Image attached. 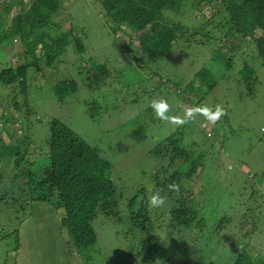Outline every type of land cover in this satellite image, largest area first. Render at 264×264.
<instances>
[{
  "label": "rangeland",
  "instance_id": "rangeland-1",
  "mask_svg": "<svg viewBox=\"0 0 264 264\" xmlns=\"http://www.w3.org/2000/svg\"><path fill=\"white\" fill-rule=\"evenodd\" d=\"M25 1L30 2V0ZM100 1L60 0L62 8L56 17V22L60 24L58 31L72 29L73 35L79 37L86 48V53L82 54L85 61L101 57V60H105L109 67L116 68V71L126 67L131 74L138 71L142 74L141 78L150 79L149 72H155L157 77H152L153 83L161 77L162 90L167 89L166 92L170 93L168 98H165L171 106L170 116L183 117L187 107L197 105L212 108L221 105L226 115L215 124L209 123L203 116L198 115L194 120L183 125H176L170 121L159 120L154 114L152 118L154 123L151 124L149 120L147 122V126L151 129H148L146 134L152 139H146L138 149H135L136 152H132L130 151L132 141L125 136L123 129H127L129 117L132 118V112L137 108L132 105L126 108L131 104L129 100L135 98L137 84H134L135 89L124 88V86L121 88V83L112 79L118 78L113 73L112 78L109 77L111 86H106L105 89H108L106 91L91 94L88 88L83 87L62 105L49 98L52 84L61 77V73L55 72L54 68L66 67L71 76L77 72L71 65L72 54L69 48H67L66 56L57 58L54 68L45 70L44 61L40 64L44 69L43 74L47 84L42 86L37 80V78L41 79L40 73L37 75L31 68L32 74L29 75L31 88L28 89V95L25 98L27 106L23 107L24 99L18 85L2 86L1 92L8 99L6 103L16 104L21 107L22 112L27 108L33 111L35 121L30 127V134L35 145H40L37 142L39 141L37 132L44 133V126L51 119H59L74 132L81 134L80 136L87 143L100 147L102 158L111 166L109 179L118 193H122V198L119 197L120 210L115 211L110 217L99 215L93 222L97 236V244L93 249L97 250L98 254L93 257L91 255L90 259L84 258L83 254H75L70 247H64L66 231L60 228L59 224V219L63 216L61 209H54L48 202L24 205L26 206L24 214L22 211H13L11 216L12 224L24 218L20 227H17V233L5 236L4 231L1 230L6 224L2 225V221L0 222V264H231L234 249L243 248L254 230L256 238L259 237L258 240H261L263 248L260 249L264 253V66L257 59L255 52L252 53L253 59L250 58L251 45L249 42L245 43L246 49L236 54L232 62L231 73L226 74L224 80L222 77L218 86L204 95L200 103L196 102L194 95H189V103H181V96L185 94V91L189 94V89L183 86L178 93L170 81L175 78L183 80L182 76L185 72L179 75L174 69L175 63L183 64L182 54L173 51L165 61L156 60L152 65L139 58L138 63H132L130 54L125 52L124 48L129 39L126 30L123 29L117 33V36L109 33L102 18L98 17ZM198 1L193 0V6ZM167 15L165 18L171 20L172 24L178 22L186 28L198 30L190 48L187 49L188 53L193 51L198 54L193 62L197 65L190 68L189 74L193 75L200 64L216 69L217 67L209 59V50L222 47L223 44L228 45L223 38L226 28H221L224 25L225 14H219L212 21L206 22L202 14L197 15L195 7L192 8L190 2H181L177 14L168 13ZM200 25H203V28L200 29ZM51 34L56 35L53 31ZM204 34L211 38L209 48L196 44L202 40ZM221 40L224 42L219 43ZM3 53L4 56H0V67H5L3 65L6 64L7 59L14 54H19L20 63L24 58L17 41L6 46ZM244 58L254 70L256 77L255 84L249 91L244 84L238 85L231 77L236 76V72L241 67L239 59L244 60ZM27 61L31 62L32 59L27 57ZM184 63L186 64L185 61ZM219 70L217 68L216 73ZM142 83L144 88H152L147 81ZM113 88L115 89L114 97H109ZM130 91L134 92L132 98ZM159 91H154L153 98L148 96L144 98L151 103L164 95V92L160 95ZM146 92L152 95L151 91L146 90ZM92 102L97 105L100 115H97L98 121L93 120L91 123L87 116L84 117L81 113L85 112ZM105 106H108L107 111ZM9 111L17 119L14 125L11 123L8 125L9 131L13 134L10 142L14 143L25 129L19 127V119L22 116L14 109ZM3 114L7 115L5 112ZM0 128H2L1 122ZM182 133L184 138L181 142L189 153L204 154L202 159L196 160L200 163L197 170V175L200 176L196 184H193L195 187L192 193L201 205L199 210L201 212L205 210L202 217L207 221V229L204 228L202 231L193 227L190 231L192 236L185 233L178 235V232L173 231L172 236L168 237L167 232L170 229L167 215L160 214V218L156 217L165 207L158 209L148 204L156 235V238L151 235V243H158L166 257L160 260L151 257L149 246L142 242L145 235L133 230L127 218L131 205L135 203L142 205L152 195L153 176L161 164L153 156V140ZM118 139L122 143H127L126 146L119 143ZM193 143L196 144L193 145ZM38 149L39 147L35 146L33 150L36 155H39ZM167 165L166 162L162 167L165 168ZM0 168L3 169V166L0 165ZM167 169L168 175L172 169ZM7 193L10 194V192ZM134 197L136 198L132 201ZM0 208L2 211L5 210L3 206ZM120 217L123 218L122 221ZM218 221H220L219 225ZM188 236L190 240H180L184 237L188 239ZM252 242L254 245H249L251 247L246 251L251 256L254 253L253 246L254 248L257 246L254 238ZM256 260L254 264H264L261 257Z\"/></svg>",
  "mask_w": 264,
  "mask_h": 264
},
{
  "label": "trees",
  "instance_id": "trees-1",
  "mask_svg": "<svg viewBox=\"0 0 264 264\" xmlns=\"http://www.w3.org/2000/svg\"><path fill=\"white\" fill-rule=\"evenodd\" d=\"M181 2H190V6L195 7L197 15L202 14L206 22L212 21L219 14H225L224 25L221 28H226L223 38L228 45L223 44L222 47L209 50V59L220 69L218 73H216L217 68H207L200 64L193 75L189 74L190 68L197 65L193 62L198 54L193 51L188 53L187 49L190 48L198 30L186 28L178 22L172 24L171 20L165 18L168 13L177 14ZM192 2L193 0H101L98 3L100 15L109 33L117 36V33L126 30L129 39L124 48L125 52L130 54L132 63H138L139 58L152 65L156 60L165 61L173 51L182 54L183 64L175 63L174 69L179 75L185 72L182 76L183 80L175 78L170 81L178 93L183 86L189 89V94L185 91L181 96V103H189V95H194L196 102L200 103L204 95L218 86L222 77L224 80L226 74L231 73L232 62L236 54L246 49V42L251 45L250 58L253 59L252 53L255 52L257 59L264 66V0H199L194 6ZM61 8L60 0H30L27 3L25 0H0V56H4L3 51L6 46L16 41L19 42L20 50L24 54L22 63L19 62V54H14L7 59L6 64L3 65L5 67H0L2 84L0 85V122L2 123L0 165L3 166V169L0 168V201L2 200L0 206L5 207L3 211L0 208V222L2 221V225L6 224L1 231H4L5 236L17 233V227H20L24 218L12 224V214L19 211L24 214L26 211L24 205L48 202L54 209L63 211L59 223L66 231L64 247H70L75 254H83L84 258L90 259L91 255L93 257L98 254V251L93 249L97 244L93 222L99 215L110 217L118 211L119 197L122 198V193H118L109 179L110 164L102 158L100 147L87 143L80 136L81 134L74 132L59 119H51L44 126V133L37 132L39 135L37 142L40 145H35L30 134V127L35 121L33 111L27 108L22 112L21 107L16 104L6 103L8 99L1 92L2 86L18 85L24 99L23 107L27 106L25 98L28 89L31 88L29 79V75L32 74L31 68L37 75L40 73L41 79L37 78V80L42 86L47 84L43 70L54 68L57 58L66 56L69 48L72 54L70 62L77 72L71 76L66 67L54 68L55 72L61 73V77L52 84L49 98L62 105L83 87L88 88L91 94L106 91L108 89L105 87L110 85L109 77L112 78L113 73L119 79L116 77L112 79L120 82L121 88L124 86L131 89L137 84L138 90L134 88L135 98L129 100L131 104L126 106L130 108L132 105L137 108L133 110L132 118L129 117L127 129H123L125 136L132 141L133 145L130 149L132 152H136L135 149H138L146 139H152L146 134L148 129H151L147 126L148 120L151 124L154 123V120L152 121L154 112L151 103H148V99L144 97L153 98L154 91L160 90L159 94L164 92L162 97L164 96L165 99L170 93L166 92L167 89L162 90L161 77L153 83L152 77H157L155 72H149L150 79L141 78L142 74L138 71L131 74L126 67L116 71V68L109 67L101 57L85 61L82 54L86 53V48L80 38L73 35L72 29L58 31L59 23H56L54 18ZM199 28H203V25ZM52 31L55 36L51 34ZM210 42L211 38L204 34L202 40L196 44L209 48ZM223 42L224 40L219 41V43ZM76 53L79 54V58ZM27 57L32 61L28 62ZM42 61H44V69L40 65ZM239 63L241 65L239 71L236 72V76L231 77L238 85L244 84L249 91L256 81L255 72L245 58L239 59ZM127 78L129 79L125 80ZM143 81L150 83L152 88H144ZM146 90L151 91L152 95ZM132 91L129 92L131 98L134 93ZM114 92L113 88L109 97H114ZM127 103L128 100L126 105ZM88 107L87 110L84 108L86 111L81 114L87 116L92 123L100 114L97 105L93 102ZM12 109L22 116L19 119V127L25 129L14 143L10 142L13 134L8 129L10 123L14 125L17 121L9 111ZM107 110L108 106H105V111ZM4 112L7 113L6 116ZM183 138V133L176 136L171 134L159 140L154 139L152 143L153 156L161 163L157 161L160 165L153 176L152 193L160 190L161 195L167 197L165 209L156 217L160 218V214L167 215L170 229L167 232L168 237L172 236L173 231L178 232V235L181 233L190 235L193 227L203 231L207 224L206 219L202 217L205 210L202 212L199 210L201 205L192 193L195 187L193 184H196L200 176L197 175L200 163L196 160L202 159L204 154L189 153L181 142ZM119 143L122 142L119 140ZM126 144L122 143L123 146ZM35 146L39 147V155L33 151ZM166 162L168 165L162 167ZM167 168L172 169L168 175ZM173 182L181 184L178 193L167 189V185ZM127 219L133 230L145 235L142 242L149 246L151 257L163 260L165 256L160 250V245L156 242L151 243V235L155 238L156 235L148 200L136 209L135 206H131ZM120 220L122 221L123 218L120 217ZM217 224L219 225L220 221ZM190 236L188 239H185V236L180 240H190ZM231 264H251V262L243 253H238L236 258L233 257Z\"/></svg>",
  "mask_w": 264,
  "mask_h": 264
},
{
  "label": "clouds",
  "instance_id": "clouds-1",
  "mask_svg": "<svg viewBox=\"0 0 264 264\" xmlns=\"http://www.w3.org/2000/svg\"><path fill=\"white\" fill-rule=\"evenodd\" d=\"M98 15H99L98 17L103 18L100 14H98ZM56 17H57V15L54 18V21L55 22L57 21ZM170 107L171 106L169 105V103L167 102V100L164 99L163 97H161L159 99H155V100H153L151 102V108H152L155 116L158 119H160L162 121H170V122H172V123H174L176 125H183V124H185V123H187V122H189L191 120H194L198 115L199 116H203L209 123L215 124L224 115H226L225 110H224V108L221 105H216L214 108L208 107V106H199V105H197L195 107H187L185 109V112H184V116L183 117L170 116L169 115ZM180 188H181V184L178 183V182H173V183L167 185V189L169 191H171V192H174V193H178L180 191ZM135 198L136 197L132 198L133 199L132 201H134ZM166 203H167V197L165 195H161L160 190L154 191L152 193V195L148 199V204L151 207H153V208H158L159 209V208L163 207ZM134 206H135V209H136V208H138L140 206V204H136L135 203L132 207H134ZM60 219H59V221H60ZM254 231L252 232L251 238H249V240L252 239V238H256V232H254ZM258 238L259 237H257V240H258ZM65 242H66V237L63 240V244H65ZM257 242H259V244L263 247V245L261 243V240L260 241L258 240ZM247 247L248 246L245 243V245H244L243 248L237 249V250L235 248L234 249V253H233V257L236 258L238 253H243L244 256H245V253H244V250L243 249H245ZM245 257L250 260L251 264H254L253 262L254 261H257L255 258H254V260H251L248 255L245 256ZM261 260H264V253L263 252H262Z\"/></svg>",
  "mask_w": 264,
  "mask_h": 264
},
{
  "label": "crops",
  "instance_id": "crops-1",
  "mask_svg": "<svg viewBox=\"0 0 264 264\" xmlns=\"http://www.w3.org/2000/svg\"><path fill=\"white\" fill-rule=\"evenodd\" d=\"M254 240L256 241V244L255 245H257L256 248H254V246H253L254 253L252 254V256L250 254H247L251 260H254V258L257 259L258 257H261L262 256V250L260 248H263V247L262 246H258L260 244H259V242H257L258 241L257 238H254ZM246 244H247L248 247L245 248V249H243L244 250V253H245V256H246L247 249L251 247L249 245H253L254 242H252V239H250V240H248L246 242Z\"/></svg>",
  "mask_w": 264,
  "mask_h": 264
}]
</instances>
